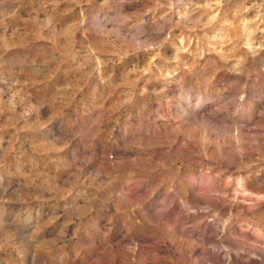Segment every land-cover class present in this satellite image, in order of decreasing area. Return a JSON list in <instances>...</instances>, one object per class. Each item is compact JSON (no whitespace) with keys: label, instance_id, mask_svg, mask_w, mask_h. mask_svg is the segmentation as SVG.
<instances>
[{"label":"clouds","instance_id":"1","mask_svg":"<svg viewBox=\"0 0 264 264\" xmlns=\"http://www.w3.org/2000/svg\"><path fill=\"white\" fill-rule=\"evenodd\" d=\"M21 11L0 45V264H197L193 219L264 201L206 180L264 159V0H0L4 33ZM218 242L264 264V222Z\"/></svg>","mask_w":264,"mask_h":264},{"label":"rangeland","instance_id":"2","mask_svg":"<svg viewBox=\"0 0 264 264\" xmlns=\"http://www.w3.org/2000/svg\"><path fill=\"white\" fill-rule=\"evenodd\" d=\"M245 19H251L254 13L242 14ZM40 19H43V13L39 14ZM25 19H27V13L21 11L18 17L15 19H7L5 23L9 25V29L6 33L3 32L2 26H0V45L9 38L12 37V32L16 29L23 30L26 25L24 24ZM215 27L219 28L220 25L217 24ZM35 47H31V54L36 57L37 63L33 66L35 71H43V66L41 64L42 57H37L42 49L48 47L46 41H34ZM178 43V41H177ZM0 51H4L0 47ZM25 51L23 48H13L8 49L4 52L7 55L9 52H22ZM27 77L25 76L24 79ZM29 91H33L29 89ZM8 99V97H5ZM153 103H162L160 99H153ZM85 148L92 147V144H85ZM258 153H254L251 159H246L245 163L250 164L249 168L242 169L239 173H236L235 166H217L215 170L207 174L206 180L209 185H217L222 181H226L228 176L233 174H238L244 181L242 185L243 192L253 193L255 195L264 194V159H257ZM66 163L70 164L71 161ZM190 164L189 171L195 174L198 171L195 162H188ZM218 173H225L221 176ZM234 187V185H233ZM241 201L245 198L243 196L239 197ZM248 202H241L238 204L229 205V209L232 212V219L229 221L227 227L223 225L222 221L228 219L227 216L220 217L219 222L211 221V217L205 219L203 216L197 217L191 221V223L196 227V234L193 235L192 245L194 249V258L197 260V264H225V253L219 251V239L223 238L225 233L239 235L245 228L250 224L262 223L264 222V201H256L252 203V198H247ZM14 211V210H13ZM121 225L125 226L126 233L128 231L127 225L125 224V219H120ZM171 222L168 221H153L151 223L146 222V231L150 236H155L156 238L163 241L165 244H170L171 241L167 238L168 227ZM219 223V227L217 226ZM224 229V231H221ZM197 235L200 239H197ZM250 236L251 233H248ZM201 241H204L201 243ZM159 254H163L161 251ZM232 264H243V257L237 261L235 253H232ZM253 264H258V262L253 261Z\"/></svg>","mask_w":264,"mask_h":264}]
</instances>
